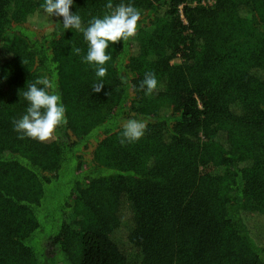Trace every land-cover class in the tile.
<instances>
[{"label": "trees", "instance_id": "1", "mask_svg": "<svg viewBox=\"0 0 264 264\" xmlns=\"http://www.w3.org/2000/svg\"><path fill=\"white\" fill-rule=\"evenodd\" d=\"M44 2L0 0V264H264V0H74L84 27L141 12L100 92ZM42 77L67 123L21 139ZM129 119L147 130L121 144Z\"/></svg>", "mask_w": 264, "mask_h": 264}, {"label": "clouds", "instance_id": "2", "mask_svg": "<svg viewBox=\"0 0 264 264\" xmlns=\"http://www.w3.org/2000/svg\"><path fill=\"white\" fill-rule=\"evenodd\" d=\"M73 3L74 0H45L40 7L51 17H62L65 29H76L83 33L84 39L88 42L87 54L83 60L96 66V76L101 80L93 85V91L100 92L104 86L102 78L107 75V68L104 65L112 58L107 52L110 42L114 44L134 37L138 31L141 12L132 4L120 3L114 7L109 2L106 8L110 11L102 18L93 17L88 22V26L84 27L81 16L70 10ZM74 51L77 55L81 53L80 48H75ZM121 79L125 78L121 77ZM157 85L155 74L147 72L140 88H146V94H151L157 89ZM23 96L29 102V107L22 118L13 121L14 130L20 133L19 138L28 137L42 142L47 141L53 137L58 127L67 123L66 107L62 102L61 94L47 77L38 78L28 85V90ZM146 130V121L129 119L123 125L120 143L138 141Z\"/></svg>", "mask_w": 264, "mask_h": 264}]
</instances>
